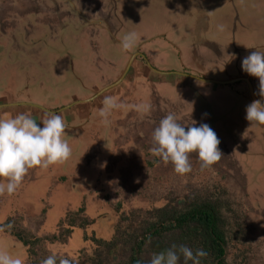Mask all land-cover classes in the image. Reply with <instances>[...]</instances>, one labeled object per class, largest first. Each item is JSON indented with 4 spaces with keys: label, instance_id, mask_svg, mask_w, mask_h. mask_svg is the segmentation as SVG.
Masks as SVG:
<instances>
[{
    "label": "rangeland",
    "instance_id": "374dc122",
    "mask_svg": "<svg viewBox=\"0 0 264 264\" xmlns=\"http://www.w3.org/2000/svg\"><path fill=\"white\" fill-rule=\"evenodd\" d=\"M48 1L0 0V27L18 24L16 30L7 35V44H3L0 40V98L6 96L9 84L16 82L17 89L31 94L33 96L31 99L35 102L46 106L45 108L57 109L61 107L63 99H71L68 103L75 102L72 95L87 98L88 93H91L87 86L102 80L95 66L98 63L101 65V62L90 51V45L84 39L86 36L83 34V29L86 25L79 19L61 23V18L56 19L54 13L55 3L49 4ZM87 2L95 8V4L101 0ZM201 2L212 4L210 0H201ZM227 2L229 8L237 7L240 13L247 9L246 14H250L245 18L242 16L244 20L247 18L246 33L245 30L240 31V35L247 34L248 46L255 47L257 43H264V0H227ZM146 5L142 3L141 6H135L145 11ZM41 7L44 8V13L45 11L48 13L47 16L46 13L44 16L43 13L40 15L32 13L33 9H41ZM98 8V10L95 8V11H100L101 8ZM217 10L218 8L213 7L214 12ZM151 11V15L143 12L147 16L137 14L133 17L137 21L141 18L140 23L149 28L138 27L132 31L144 35L153 30L166 28L169 23L168 14L165 15L156 8ZM129 15L128 13L126 17L121 16L124 27L128 26V17L131 16ZM39 16L45 18L40 23L43 29L33 34L30 33L31 28L29 32L26 31V24L29 26V22L33 24L38 22ZM82 17L86 19L84 13ZM142 18H145L144 21ZM96 21L98 37L95 39L99 42L103 38L108 39V35L100 28V22L103 20ZM187 24L189 25V22L183 23L184 35L192 31ZM19 29L21 32H18ZM146 29L148 32L145 33ZM171 32L170 29L166 30V34ZM229 36L230 39L237 37L234 32H230ZM15 37L25 42L28 47L19 48L13 45ZM186 37L189 41L186 40V45L190 46L192 35ZM231 47L232 51H237L235 45L232 44ZM113 49L118 59L114 57L116 62H122V66L126 63V68L127 59L120 57L122 49ZM149 50L155 54L159 52L170 54L166 57L165 63H157L159 68H184L183 63L176 59L175 54L172 57L173 53L166 47L154 44ZM243 54L248 55L244 52ZM141 65L144 66L143 63ZM241 65L240 63V67ZM208 66L210 69L207 74L210 77L229 79L226 65ZM228 69H232L231 65ZM147 72L149 70L146 68ZM233 72H236L234 66ZM241 72L242 77H250L243 70ZM137 73L142 75V72L140 70L138 72V68L132 65V72L125 76L124 83L117 86L118 88H112V90L116 88L115 92L118 93L114 97L125 107L111 112L108 125L102 121L91 123L86 115L79 113L77 108L90 109L91 101L75 103L71 109L69 108L70 111L60 113L67 124L64 138L72 149V155L65 163L73 166L74 158L78 159L81 165L76 160L75 166L77 165L78 170H82L85 161L92 167L94 175L88 170L80 171V182L76 179V175L66 171L67 167L61 168L66 166L65 163L50 166L48 169L30 170L14 194L0 195V229H3L1 232L6 233L0 234V249L7 251L14 258H19L22 264H41V261L52 253L79 261L86 253H93L96 247L92 241L93 237L109 240L114 236L115 227L123 212L129 214L133 208L150 209L163 206L169 199L174 203L179 202L186 199L195 189L206 191L212 186L220 191L225 199L229 198L232 201V207L237 208L242 217L241 220H237L242 224L243 235L237 243L233 244V242L229 246L227 263L235 264L236 260V264H264V159L255 160L247 150L252 147L258 148L255 144L260 141L263 142L260 147H264V125L250 124L245 119L246 106L252 102L248 82L244 80L237 82V77H241L239 74L236 78L230 79L235 81V83L230 82L233 88L230 84L211 83V88H206V93L207 97L215 95L212 99L215 103L206 101L197 90L196 97L188 95L186 98L189 105L188 112L194 111L193 116L195 115L198 121L208 124L216 132L220 139L219 148L224 155L211 167L202 168L197 155L193 153L189 157L191 171L179 175L175 173L171 163L165 165L160 157L152 154V133L162 119L163 113L166 114L169 110H172L170 113L180 122L184 124L190 122L186 115H183L184 112L178 113L179 110H176L178 105L172 106L158 93H152V88L143 83L144 80H148L147 76V79L140 76L143 82H136ZM129 76L131 78L128 79ZM152 76L157 77L158 74L152 73ZM117 81L116 78L112 82ZM251 82L257 93L259 79L252 76ZM167 85L163 91L173 96L179 93L184 96V93L180 92V86ZM216 86L218 87L214 91L213 88ZM237 86L240 88L237 90L245 92L246 96L240 95L234 89L238 88ZM197 89L201 91V88ZM219 94L225 96L219 97ZM257 97L261 99L259 95ZM23 98L29 100L28 96ZM56 101L60 104L57 107ZM141 103L151 106L148 114L142 115L130 107L132 104ZM216 103L223 113L231 114L230 118L227 119L225 115L216 113L214 108ZM38 110L43 112L40 119L36 120L33 115L31 116L39 123L46 117L47 112L42 108ZM94 111L95 114L100 112L95 109ZM2 115L0 108V117H5ZM7 116L14 115L7 113ZM94 132L99 138L102 136L99 142L92 138L91 134ZM250 141L254 144H250ZM88 146L92 148L90 151L86 148ZM60 183L62 185H59ZM119 206L120 208L117 209ZM85 216L91 223L86 228H81L78 222ZM9 220L15 224L12 226L15 230L31 233L30 240L35 243L26 246L17 240L9 232L10 227L7 224ZM71 221L75 226L71 227ZM67 228H72L71 233L62 234ZM86 234L89 238L87 240ZM37 238L40 239L39 242L36 241ZM83 250L85 253L82 252Z\"/></svg>",
    "mask_w": 264,
    "mask_h": 264
},
{
    "label": "crops",
    "instance_id": "0c3cea01",
    "mask_svg": "<svg viewBox=\"0 0 264 264\" xmlns=\"http://www.w3.org/2000/svg\"><path fill=\"white\" fill-rule=\"evenodd\" d=\"M87 1L84 2L83 0H49L48 3H59L60 6L58 4H54L53 9L56 19L61 18V23L62 21L68 22L74 19H79L80 22L86 25V27L83 29V34L86 36V38L84 39L86 40V42L89 43L91 48L90 51L95 54L96 57L99 58V62H101V65L98 63L95 66L97 67V73L98 75H100L102 80L93 83L90 86H87L91 90V93H88L86 99H83L79 96L74 97L72 95L75 102L68 103L71 99L67 98L63 99L64 101L60 105L59 102L56 101L55 106H61L57 109L51 107H47V109L45 108L46 106L35 102L33 99H31V97H33L31 94L18 90L17 84L16 82H14L12 84H9V89L7 91L6 96L0 98V108L1 112L3 113L2 116H7V113H10V115L13 114L15 116L19 113H26L31 111V115H33V117L37 120L42 117L43 112L38 110L40 108L45 110V112L47 113L50 111H55L60 114L62 112H65L66 110L70 111L71 107H73V104L75 103L91 101L90 109H77L80 114L83 113L84 115H86V118H88L91 123H98L99 121H102V118L99 116V113L95 114L94 109L98 111L101 109V102L105 96H111L113 92L114 93L112 94V96L118 95V93L115 92V89L118 88L117 86L124 83L123 79L126 78L125 76H127L129 72H132L133 65L136 69L138 68V72L139 70L140 72H142V75H140L139 73L135 75L138 79L136 82H143V79L140 76H144L145 79L148 78V80H144L143 83L148 84L152 88V93H158L166 102L172 104V106L173 104L175 106L178 105L176 110H179V112H177H184L183 115H186V118H188L189 122L192 123L193 121H195V126H198V124L202 123L198 121L195 115L193 116L194 111L188 112L189 105L186 99L188 98V95L196 97L195 92L198 91L199 93L201 92V97H203L206 101H213L215 103V101L212 100L213 98H215V95L207 97L206 88H211V83H220L221 85L230 84L232 87L231 83H235V81L233 82L230 79H232V77L236 78L239 74L240 76L242 75V66L240 67V63L242 64V60L245 57L243 52L246 54H248L249 51L252 52L254 50L264 52V43H257L256 45H254V49L246 47L249 45V42L247 41V34H245V29L247 27V18L245 20L244 18L250 14H246L247 9L241 11L240 13V9H237V7L229 8L227 0H210L212 4L202 3L201 0H101V2L95 4V8L97 10L99 9L98 7L101 8L100 11H95V8H92L90 2ZM142 3H145L150 6L147 7L146 5L145 11L136 8V6H141ZM212 6L218 8L217 12L213 11ZM155 8L158 11H161V13H165V15L168 14L167 16H169V23L166 28H163L159 31L153 30L152 32L150 31L149 33L144 35L139 34L135 45L129 50H123L120 41L126 32L128 33L129 31L136 30L138 27L149 28L140 23L141 18L137 21L136 18L133 17L137 14L141 16L151 15V10ZM32 11V13H36L38 15L42 13L43 16L45 15V13L46 16L48 15L46 11L44 13L43 7H41V9H33ZM60 11L62 12V14ZM127 12L131 15H129L131 18L128 17V26L124 27L125 25L122 23L121 18L126 17L128 15ZM143 12H145L147 15H144ZM83 13L86 16V19L82 17ZM258 13L260 12H257V14ZM43 16H39L37 19L38 22H35L34 24L32 22L28 23L29 26H27L26 24L25 30L28 31L31 28V34H33L37 30H42L43 25L40 23L45 20ZM242 16H244V18ZM97 19L103 20L102 22H100V28L106 35H108V39L103 38L101 42L95 39L96 37H98V31H96V28H98V22L96 21ZM142 19L144 21L145 18ZM187 22H189V25L187 24V27L191 28L192 30L191 32H189L192 35V41L191 44H189L190 46L186 45V36L190 34L187 33V35H184V33L182 32L184 31L183 23ZM106 24H108L109 26H106ZM9 25L10 24H8V26L4 25L0 27V40L3 41V44H7V35H10L14 30H16L15 28L18 24L15 23L14 26ZM221 25H223V30L220 29ZM72 29L76 28L72 27ZM168 29H170L172 32L166 34V30ZM242 30H245L244 35H240V31ZM18 32H21V29H19ZM144 32H148V29H146V31L144 30ZM230 32H234L237 37L234 39H230ZM203 33L205 34L202 35ZM141 41L142 43H139ZM245 42L246 46H244ZM154 44H158L163 48L166 47L167 49H169V51L173 53L171 54V56L173 57V55L175 54L176 59L183 63L184 68H159L157 66V63H165L166 57H168L170 54L164 52H159V55L151 53L149 49ZM232 44L236 46L237 51H232ZM13 45H17L19 48H21L22 46L23 48L24 46L28 47L26 46L25 42L18 40L16 37L14 39ZM113 48L122 49V54H120V57H125L127 59L128 65L126 68V63L122 66V62H116V60L114 59V57L116 58V55L113 52ZM141 63H143L144 66H142ZM219 64L226 65V72L229 73L228 80L215 79L207 74L208 70L210 69L208 65L216 66ZM229 65H231L232 67L231 70L228 69ZM233 66L236 72H233ZM146 68L147 70H149L150 73H146ZM152 73H157L158 76L154 77L152 76ZM116 78L118 79L117 84L116 82H112ZM127 78L129 79L131 77L129 76ZM237 78V82H241L243 80L246 81L245 79H241L244 78L242 76ZM247 78L252 81L251 75ZM201 81L203 82L202 85L199 83ZM166 83L173 86L175 85V87L180 86V92L184 93V96L180 95V93L177 96H173L163 91L164 87L168 86ZM114 87L116 88L112 90V88ZM217 87L218 86L213 88V90L215 91ZM197 88H201V91H199V89ZM234 89L237 90L240 88L238 87ZM237 92L240 93V95L242 96H246L245 92H241L239 90H237ZM222 95L224 94H219V97H222ZM27 96L29 97V100L23 98ZM215 105L214 108L216 109V113L225 115L227 119L230 118L231 114L227 115L223 113L219 109L220 106L218 105V103H216ZM217 110L219 112H217ZM171 111L172 110H169L168 113H170ZM168 113H163L162 118ZM176 115L179 114L176 113ZM73 119L74 117L71 119V121ZM255 127H257V125H255ZM91 136L98 142L100 141L99 139H102V136L99 138L96 132H94V134H91ZM250 144L254 143L250 141ZM262 144L263 142L260 141L255 144V146H258V148L252 147V149H247L250 153V156L253 157L255 160L264 159V147H260ZM91 146H88L86 148L90 151L92 149ZM74 160V163L72 162L73 166H70V163H65L66 166H63L61 168L63 169L64 167H67L66 171H68L69 174L76 175L75 177L78 180L80 171L88 170L93 172L92 167H90L89 164L85 161L82 170H78L77 165L75 166V163H77L76 160L78 159L74 158ZM78 163L81 165L80 161ZM92 174L94 175V172ZM0 182L5 183V181L2 180ZM59 185L62 184L60 183ZM0 234L6 233L0 231Z\"/></svg>",
    "mask_w": 264,
    "mask_h": 264
},
{
    "label": "clouds",
    "instance_id": "9594fccd",
    "mask_svg": "<svg viewBox=\"0 0 264 264\" xmlns=\"http://www.w3.org/2000/svg\"><path fill=\"white\" fill-rule=\"evenodd\" d=\"M220 29L223 30V25ZM137 38L135 31L126 33L120 41L122 49L126 51L132 48ZM241 66L244 72L259 79L258 92L254 94L261 97L246 106L245 119L250 124L264 125V52H250L243 58ZM199 83L203 84L202 81ZM101 103L99 116L105 125L110 123L109 116L113 110L125 107L110 95L105 96ZM130 107L142 115L151 110V106L145 103L132 104ZM195 123L184 124L169 113L160 120L152 133V154L160 157L165 165L171 163L179 175L191 171L189 157L193 153L197 155L202 168L211 167L224 155L219 148L220 139L216 132L206 123L198 127ZM66 128L64 117L55 111L48 112L39 123L29 113L0 117V180L6 181L0 182V195L14 194L30 170L48 169L65 163L71 157L72 149L64 138ZM207 255L203 249L193 251L187 245L172 244L168 249L154 253L147 264H179L181 256L184 264L189 261L201 264V258ZM0 264H22V261L0 249ZM41 264H75V260L52 253Z\"/></svg>",
    "mask_w": 264,
    "mask_h": 264
},
{
    "label": "trees",
    "instance_id": "16d2710c",
    "mask_svg": "<svg viewBox=\"0 0 264 264\" xmlns=\"http://www.w3.org/2000/svg\"><path fill=\"white\" fill-rule=\"evenodd\" d=\"M171 202L169 199L163 206L133 208L129 214L123 212L114 236L109 240L93 237L96 245L93 253H86L75 264H138L141 261L147 264L154 253L172 244L187 245L193 251L203 249L208 255L201 258V264H228L229 246L243 235L242 224L238 221L242 217L237 208L232 207V201L211 186L206 191L195 189L186 199ZM90 223L85 216L78 226L86 228ZM7 224L11 225L9 232L22 244L35 243L30 240L31 233L15 230L12 220ZM70 225L75 226L73 221ZM71 231L72 228H67L62 234ZM85 239H89L87 234ZM234 262L236 264V260ZM179 264H184L182 256Z\"/></svg>",
    "mask_w": 264,
    "mask_h": 264
},
{
    "label": "water",
    "instance_id": "95a60500",
    "mask_svg": "<svg viewBox=\"0 0 264 264\" xmlns=\"http://www.w3.org/2000/svg\"><path fill=\"white\" fill-rule=\"evenodd\" d=\"M241 79H245L247 82H248V84H249V86H250V96H251V98H252V101H254V100H257L258 99V97H257V95H255L254 93H256L255 92V90H254V86H252V82L250 81V79H248L247 77L245 78H241ZM118 82V81H117ZM117 82H116V84H117ZM106 90V89H105Z\"/></svg>",
    "mask_w": 264,
    "mask_h": 264
}]
</instances>
